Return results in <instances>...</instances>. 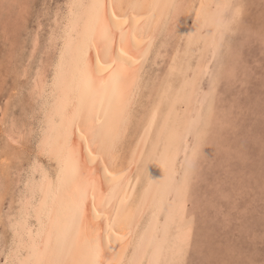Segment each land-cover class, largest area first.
I'll return each mask as SVG.
<instances>
[{
  "label": "bare ground",
  "instance_id": "bare-ground-1",
  "mask_svg": "<svg viewBox=\"0 0 264 264\" xmlns=\"http://www.w3.org/2000/svg\"><path fill=\"white\" fill-rule=\"evenodd\" d=\"M63 2L27 92L36 124L5 123L0 181L11 142L32 139L34 153L4 220L2 264H185L191 186L245 2ZM31 42L33 61L38 32Z\"/></svg>",
  "mask_w": 264,
  "mask_h": 264
},
{
  "label": "rangeland",
  "instance_id": "rangeland-1",
  "mask_svg": "<svg viewBox=\"0 0 264 264\" xmlns=\"http://www.w3.org/2000/svg\"><path fill=\"white\" fill-rule=\"evenodd\" d=\"M243 1L246 9L231 41L232 69L219 83L217 117L201 150L191 186L189 209L195 217L196 231L185 264H264V0ZM60 3L63 5V0H0V162L3 146L8 145L5 123L17 122V127L27 121V125L36 124V117L29 115L35 110L36 95L32 98L29 94L33 71L45 50L53 11ZM36 32L40 46L31 61L27 57ZM164 61L153 70L163 69L167 59ZM207 80H202L203 90ZM31 140H21L19 146L11 142L18 150L13 157L16 161L9 159L3 164L9 169L4 170L0 181V264L10 243L7 216L17 207V191L22 188L34 153Z\"/></svg>",
  "mask_w": 264,
  "mask_h": 264
},
{
  "label": "snow or ice",
  "instance_id": "snow-or-ice-1",
  "mask_svg": "<svg viewBox=\"0 0 264 264\" xmlns=\"http://www.w3.org/2000/svg\"><path fill=\"white\" fill-rule=\"evenodd\" d=\"M93 264H99V262L98 261H94Z\"/></svg>",
  "mask_w": 264,
  "mask_h": 264
}]
</instances>
